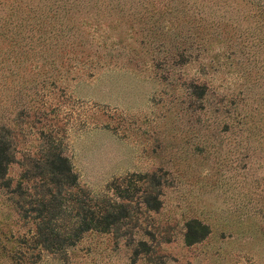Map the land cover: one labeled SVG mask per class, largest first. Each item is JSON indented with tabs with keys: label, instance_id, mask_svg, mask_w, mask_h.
Wrapping results in <instances>:
<instances>
[{
	"label": "rangeland",
	"instance_id": "374dc122",
	"mask_svg": "<svg viewBox=\"0 0 264 264\" xmlns=\"http://www.w3.org/2000/svg\"><path fill=\"white\" fill-rule=\"evenodd\" d=\"M0 141L12 187L53 149L94 198L160 181L118 233L0 236V264H264V0H0ZM188 221L209 232L187 244ZM6 224L33 231L0 189Z\"/></svg>",
	"mask_w": 264,
	"mask_h": 264
},
{
	"label": "trees",
	"instance_id": "16d2710c",
	"mask_svg": "<svg viewBox=\"0 0 264 264\" xmlns=\"http://www.w3.org/2000/svg\"><path fill=\"white\" fill-rule=\"evenodd\" d=\"M8 150L9 143L0 141V189L5 190L7 202L12 203L19 219L30 223L33 231L18 236L6 224V229L0 232L6 241L18 238L19 243L31 249L64 253L88 232L118 233L131 217L129 205L134 192H140V201L146 207L157 209L160 206L158 191L149 193L146 186L148 177L160 184L154 173H132L127 176L129 178L116 179L107 187L113 196L105 194L94 198L87 189L78 186L77 175L68 158L54 149L45 153L42 159L33 160L12 187V181L6 178L7 165L12 161ZM131 177H135L137 183H132ZM29 180L32 183L29 184ZM208 232L206 224L188 221L185 241L192 244ZM4 246L1 243V247ZM144 246L146 243L139 241L133 254L142 252L140 248Z\"/></svg>",
	"mask_w": 264,
	"mask_h": 264
}]
</instances>
